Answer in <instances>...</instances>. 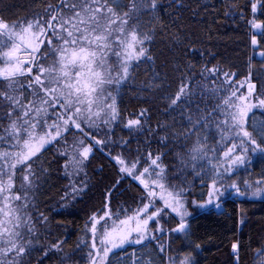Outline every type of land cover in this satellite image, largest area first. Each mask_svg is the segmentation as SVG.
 <instances>
[{
    "label": "snow or ice",
    "instance_id": "obj_1",
    "mask_svg": "<svg viewBox=\"0 0 264 264\" xmlns=\"http://www.w3.org/2000/svg\"><path fill=\"white\" fill-rule=\"evenodd\" d=\"M159 8L158 0H55L23 21L0 13V264H32L34 254H40L36 264H44L50 253L59 264H199L203 248L195 210L221 209L223 198L232 195L264 202V168L240 175L250 157L264 159V119H255L254 111L264 109V68L254 69L251 59L243 72L211 60L199 71L188 63L174 69L179 76L167 87L169 78L157 73L140 89L159 92L152 98L166 111L179 109L183 116L187 108L188 127L157 121L153 130L151 107L122 114L121 87L134 65L151 59L145 45L152 32L141 17ZM223 15L243 20L253 50L264 49V0H227ZM193 44L185 46L184 56L197 54ZM259 56L264 61V51ZM205 95L218 102L204 109L197 104L193 112V98ZM213 126L216 146L201 135ZM118 127L129 139L117 138ZM145 132L159 147L153 151L145 139L143 150L139 140L133 150L132 134ZM177 147L182 150L176 159L190 164L207 188L199 200H189L191 190L171 182L168 153L160 149ZM53 149L58 170L69 180L60 196V208L69 214L90 190L84 177L97 152L119 177L101 193V207L88 215L85 236L72 253L65 252L66 239L39 243L40 229L50 220L44 212L33 213L29 195L48 174L45 157ZM128 181L137 192L131 204H119L130 193L123 189ZM129 248L131 254L122 256ZM230 248L232 264H240L244 243L234 240ZM254 264H264V242L254 251Z\"/></svg>",
    "mask_w": 264,
    "mask_h": 264
},
{
    "label": "trees",
    "instance_id": "obj_2",
    "mask_svg": "<svg viewBox=\"0 0 264 264\" xmlns=\"http://www.w3.org/2000/svg\"><path fill=\"white\" fill-rule=\"evenodd\" d=\"M227 0H158L160 5L156 13L146 14L141 17L142 23L146 26L145 30L152 32V40L146 43L145 47L149 49L150 60H145L134 65L130 71L128 81L121 87L119 96V107L122 114L127 117L129 113L138 111L139 108L151 107L152 120L150 126L156 129L157 121L168 125L175 124L176 128L188 127L187 115L189 110L185 108L184 115L180 110L166 111L163 102L153 99V96H159V92L148 93L140 91L146 84H151L153 77L158 73L161 80L165 77V87L171 82V77L179 76L174 69L183 68L188 63L196 64L197 71L204 63L209 60L212 64L221 62L224 64H234L237 67L233 71H246V64L251 59L253 68L258 70L264 68V61L256 58L249 41V28L239 17L225 18L223 12ZM245 0H238L243 4ZM46 3H55V0H0V13H3L11 20L31 19L37 13H42ZM183 5V7H181ZM155 17V19H153ZM264 19V16L260 17ZM197 49L195 56H184L185 46L192 44ZM261 49V48H260ZM264 51V49H262ZM203 53V55H201ZM215 56V59H212ZM211 66V65H209ZM219 86V85H218ZM220 96L226 95L225 92L219 93ZM148 100L145 103V100ZM195 103L192 105V111H195L197 104L201 109L218 102L216 97L205 95L201 100L200 96L193 98ZM255 119H264V109H255ZM146 125L145 127H148ZM117 138L123 136L129 139L127 132H122L116 128ZM163 134V133H161ZM133 140L131 148L137 147L139 140L142 150L146 147L143 144L145 139L151 141L152 150L155 151L159 145L157 140L149 133L145 132ZM201 135H209L208 143L216 146L219 136L216 134L215 127L211 133L207 129L202 130ZM215 136V140L212 139ZM195 139V137H193ZM215 142V144H213ZM173 145H169L172 149ZM169 149L160 150L168 153L164 158V163L172 168L170 173L173 184H182L186 189H190L192 198L199 200L201 193L206 192L205 184H201L200 177L193 173L189 164L187 167L182 165L176 159L175 153L182 149L177 147L175 151ZM54 149L46 153L44 167L48 169V174L41 177L38 190L30 193L34 197L33 203L36 208L33 213L38 215L44 212L49 216L50 223L40 229L41 244H48L53 240H67L65 252H75L79 238L83 234L85 221L93 210L101 207V193L106 186H111L119 177L116 169L112 166L105 155L97 152L95 159L87 169V177L84 179L89 182V191L83 196L75 207L64 211L60 208V196L63 194L65 186L69 183L68 179L63 177V173L58 170V166L53 160ZM258 156V155H257ZM251 158V157H250ZM49 165H51L49 167ZM264 168V159L258 157L251 167L245 170L243 176L248 172L259 173ZM19 184V182H17ZM207 183V180H206ZM123 189H130L128 195L118 198L119 204L128 201L131 204L130 195L136 193V188L132 187L131 182H125ZM239 205L230 203L226 205V211L220 216H197L194 228L197 235L202 238L203 251L199 256V264H232L230 255V245L234 240H240L244 243L241 250L240 264H254V251L264 242V202L260 200H235ZM128 205H125L127 207ZM243 211V216L241 215ZM60 213V214H58ZM241 219L244 223L241 224ZM251 245V250L249 249ZM133 249L127 253H121L122 256L130 255ZM79 258L81 253L76 252ZM34 254L32 264H36ZM82 263V262H81ZM44 264H59L57 255L49 254L44 260Z\"/></svg>",
    "mask_w": 264,
    "mask_h": 264
},
{
    "label": "flooded vegetation",
    "instance_id": "obj_3",
    "mask_svg": "<svg viewBox=\"0 0 264 264\" xmlns=\"http://www.w3.org/2000/svg\"><path fill=\"white\" fill-rule=\"evenodd\" d=\"M260 51H263L262 49H258V50H256V58H258L257 57V53L258 52H260ZM259 59V58H258ZM260 60H262V59H260ZM244 198H241V197H237V198H235V197H231V196H226V197H224L223 198V200H222V208L221 209H216L215 207H211V208H209V209H206V210H203V212H195L194 213V219H193V224L195 225V222H196V217L197 216H209V215H216V216H220L221 214H223L225 211H226V205L228 204L227 202L228 201H231L230 203H233V204H237V205H239L238 204V202L237 201H235V200H243ZM132 248H129L128 249V251L129 250H131ZM203 254V253H202ZM202 254L200 253V255L199 256H202ZM78 257V254H77V256H76V258ZM81 264H86V261H82V263Z\"/></svg>",
    "mask_w": 264,
    "mask_h": 264
},
{
    "label": "rangeland",
    "instance_id": "obj_4",
    "mask_svg": "<svg viewBox=\"0 0 264 264\" xmlns=\"http://www.w3.org/2000/svg\"><path fill=\"white\" fill-rule=\"evenodd\" d=\"M213 144H215V142L213 143ZM259 156H253V157H251L250 159H251V161H252V163L251 164H253V162H255V160L258 158ZM251 164H249L248 166H247V169H249L250 167H251ZM244 173H245V168H241L240 169V175L241 176H243L244 175ZM232 198L233 197H235V198H237L235 195H232L231 196ZM193 198H192V195H190L189 196V200H192ZM195 212H203V210H200V209H197V210H195ZM194 212V213H195ZM85 236V233L83 232V234H82V236L79 238V241L81 240V238H83ZM177 243H179V241H177Z\"/></svg>",
    "mask_w": 264,
    "mask_h": 264
},
{
    "label": "water",
    "instance_id": "obj_5",
    "mask_svg": "<svg viewBox=\"0 0 264 264\" xmlns=\"http://www.w3.org/2000/svg\"><path fill=\"white\" fill-rule=\"evenodd\" d=\"M259 49V48H258ZM258 49H256V50H258ZM257 57L259 58V59H261V57L259 56V52L257 53Z\"/></svg>",
    "mask_w": 264,
    "mask_h": 264
}]
</instances>
